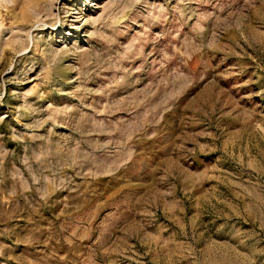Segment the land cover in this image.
I'll use <instances>...</instances> for the list:
<instances>
[{
	"label": "rangeland",
	"instance_id": "rangeland-1",
	"mask_svg": "<svg viewBox=\"0 0 264 264\" xmlns=\"http://www.w3.org/2000/svg\"><path fill=\"white\" fill-rule=\"evenodd\" d=\"M0 264H264V0H0Z\"/></svg>",
	"mask_w": 264,
	"mask_h": 264
}]
</instances>
